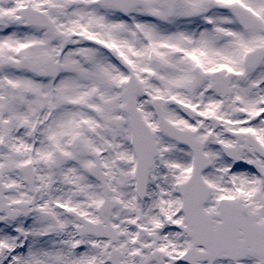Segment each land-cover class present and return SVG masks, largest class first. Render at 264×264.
Wrapping results in <instances>:
<instances>
[{
  "label": "snow or ice",
  "instance_id": "obj_1",
  "mask_svg": "<svg viewBox=\"0 0 264 264\" xmlns=\"http://www.w3.org/2000/svg\"><path fill=\"white\" fill-rule=\"evenodd\" d=\"M0 264H264V0H0Z\"/></svg>",
  "mask_w": 264,
  "mask_h": 264
}]
</instances>
